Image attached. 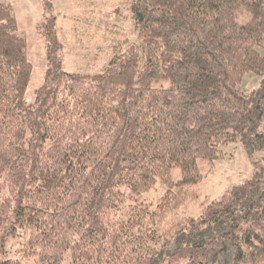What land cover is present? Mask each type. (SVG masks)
I'll return each instance as SVG.
<instances>
[{
  "label": "trees",
  "instance_id": "16d2710c",
  "mask_svg": "<svg viewBox=\"0 0 264 264\" xmlns=\"http://www.w3.org/2000/svg\"><path fill=\"white\" fill-rule=\"evenodd\" d=\"M140 47L65 70L54 19L33 100L26 40L0 3V264H264V164L159 234L124 209L199 184L236 142L264 152V0H129ZM254 76L257 87L245 92ZM264 160V159H263Z\"/></svg>",
  "mask_w": 264,
  "mask_h": 264
},
{
  "label": "rangeland",
  "instance_id": "374dc122",
  "mask_svg": "<svg viewBox=\"0 0 264 264\" xmlns=\"http://www.w3.org/2000/svg\"><path fill=\"white\" fill-rule=\"evenodd\" d=\"M10 7L16 19V35L24 38L27 56L33 65V76L25 98L33 100V92L40 85L45 67L42 24L54 19L58 35L64 45L65 70L68 72L97 73L109 57L134 46L140 40L134 30L129 0H0ZM257 87V79H244L243 88L249 92ZM264 152L248 155L240 142L223 151V158L205 166L206 177L199 184L174 188L167 194L158 182L151 190L130 196L124 209L135 205L148 207L155 213L151 228L166 233L176 224L197 218L204 205L226 189L250 179L255 165L264 164ZM21 241L8 239L0 260L21 258ZM24 264H34L29 260Z\"/></svg>",
  "mask_w": 264,
  "mask_h": 264
}]
</instances>
